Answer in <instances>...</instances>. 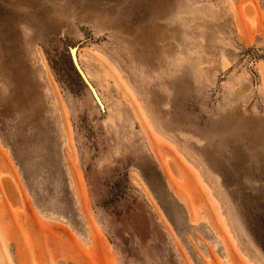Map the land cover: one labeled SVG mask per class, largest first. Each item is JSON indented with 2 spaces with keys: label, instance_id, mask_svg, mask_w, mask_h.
<instances>
[{
  "label": "rangeland",
  "instance_id": "rangeland-1",
  "mask_svg": "<svg viewBox=\"0 0 264 264\" xmlns=\"http://www.w3.org/2000/svg\"><path fill=\"white\" fill-rule=\"evenodd\" d=\"M0 264H264V0H0Z\"/></svg>",
  "mask_w": 264,
  "mask_h": 264
},
{
  "label": "bare ground",
  "instance_id": "bare-ground-1",
  "mask_svg": "<svg viewBox=\"0 0 264 264\" xmlns=\"http://www.w3.org/2000/svg\"><path fill=\"white\" fill-rule=\"evenodd\" d=\"M79 68V67H78ZM79 70H80V68H79ZM81 71V70H80ZM82 72V71H81ZM82 75L84 76V78L86 79V81L88 82V79H87V76L86 75H84L83 73H82ZM99 104L101 105V102H100V100H99ZM172 168H174V166H172ZM4 186H5V184H4ZM6 187H7V184H6ZM9 188V187H8ZM8 188H6L7 190H8Z\"/></svg>",
  "mask_w": 264,
  "mask_h": 264
},
{
  "label": "water",
  "instance_id": "water-1",
  "mask_svg": "<svg viewBox=\"0 0 264 264\" xmlns=\"http://www.w3.org/2000/svg\"><path fill=\"white\" fill-rule=\"evenodd\" d=\"M74 63V62H73Z\"/></svg>",
  "mask_w": 264,
  "mask_h": 264
}]
</instances>
